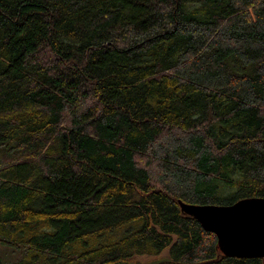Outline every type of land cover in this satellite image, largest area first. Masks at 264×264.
Listing matches in <instances>:
<instances>
[{
    "label": "trees",
    "instance_id": "obj_1",
    "mask_svg": "<svg viewBox=\"0 0 264 264\" xmlns=\"http://www.w3.org/2000/svg\"><path fill=\"white\" fill-rule=\"evenodd\" d=\"M250 197L264 0H0V264H264L180 207Z\"/></svg>",
    "mask_w": 264,
    "mask_h": 264
},
{
    "label": "water",
    "instance_id": "obj_2",
    "mask_svg": "<svg viewBox=\"0 0 264 264\" xmlns=\"http://www.w3.org/2000/svg\"><path fill=\"white\" fill-rule=\"evenodd\" d=\"M180 207L217 237L226 256L264 257V197L243 198L225 205L180 202Z\"/></svg>",
    "mask_w": 264,
    "mask_h": 264
},
{
    "label": "rangeland",
    "instance_id": "obj_3",
    "mask_svg": "<svg viewBox=\"0 0 264 264\" xmlns=\"http://www.w3.org/2000/svg\"><path fill=\"white\" fill-rule=\"evenodd\" d=\"M149 162V169L150 174L153 176L155 185H158V180H160L161 175H163L162 167L160 166V160L155 158L153 154H150L145 157ZM157 180V182H156ZM161 185V184H159ZM21 254V250H18L16 248H12L6 245H3L0 243V262L7 263L11 261H15L18 259L19 255ZM167 254V250H165L161 256H165ZM161 256H152V255H140L136 256L134 263L135 264H154L159 259H161Z\"/></svg>",
    "mask_w": 264,
    "mask_h": 264
}]
</instances>
